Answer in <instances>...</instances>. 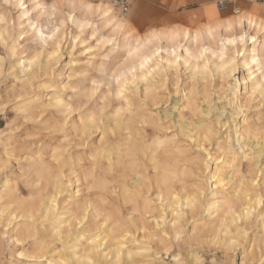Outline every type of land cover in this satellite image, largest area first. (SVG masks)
Here are the masks:
<instances>
[{
  "label": "clouds",
  "instance_id": "clouds-1",
  "mask_svg": "<svg viewBox=\"0 0 264 264\" xmlns=\"http://www.w3.org/2000/svg\"><path fill=\"white\" fill-rule=\"evenodd\" d=\"M0 264H264V0H0Z\"/></svg>",
  "mask_w": 264,
  "mask_h": 264
}]
</instances>
